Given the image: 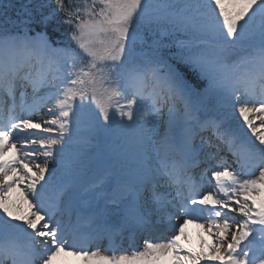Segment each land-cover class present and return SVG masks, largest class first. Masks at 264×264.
I'll return each mask as SVG.
<instances>
[{
    "label": "snow or ice",
    "instance_id": "6c2138e0",
    "mask_svg": "<svg viewBox=\"0 0 264 264\" xmlns=\"http://www.w3.org/2000/svg\"><path fill=\"white\" fill-rule=\"evenodd\" d=\"M13 7L0 0V264H264V0ZM56 17L70 46L49 37ZM92 138L123 150L94 206L77 195ZM125 231L143 248L118 246Z\"/></svg>",
    "mask_w": 264,
    "mask_h": 264
},
{
    "label": "rangeland",
    "instance_id": "374dc122",
    "mask_svg": "<svg viewBox=\"0 0 264 264\" xmlns=\"http://www.w3.org/2000/svg\"><path fill=\"white\" fill-rule=\"evenodd\" d=\"M235 115L237 116V114H235ZM258 123H259V121H257V124ZM230 128L235 129L237 132H239V134H240V136L242 138L250 137L252 140L255 139L254 137H251V133L246 128L243 127L242 121L239 122V126L230 127ZM90 140H88L83 145L82 153L83 152L84 153L81 154V155H82L83 160H84V167H83V170H82V174L79 177V184H78L79 191L77 192V195L82 193V192H84L86 190V187H88V186H85L86 183H90L95 176H97V175H99L101 173L100 172L101 164H103V165L104 164L105 165L106 164H112L109 168H110L111 172L115 173L114 168L116 167V158H117V156L121 155L119 153L118 149L115 147V144L112 143L113 140H101L100 141L101 151H100V154H99V164H98L97 167H95V166L91 165L90 157L88 156V151H87L88 148H89L88 146L91 143ZM50 166L55 167L54 165H50ZM255 175H258V171L255 173ZM82 177L83 178L88 177V179L83 181L84 184L82 183L81 186H80ZM83 186H84V188L82 189ZM197 245L199 246V244H197ZM198 246L195 245L193 249L194 250L198 249L199 248ZM59 260H60L61 263H63L61 258H59ZM77 263H78L77 260L73 261V264H77ZM66 264H68V263H66Z\"/></svg>",
    "mask_w": 264,
    "mask_h": 264
},
{
    "label": "bare ground",
    "instance_id": "6f19581e",
    "mask_svg": "<svg viewBox=\"0 0 264 264\" xmlns=\"http://www.w3.org/2000/svg\"><path fill=\"white\" fill-rule=\"evenodd\" d=\"M232 120H235V121H233L232 122V124L233 125H235V126H237L238 125V123H237V120H236V118H233ZM259 124V123H258ZM214 138V137H213ZM215 139V138H214ZM214 183V182H213ZM101 190V189H100ZM107 191V188H104L103 190H101V194L104 196L105 195V192ZM93 198H95L96 197V193H94V194H92V193H89ZM96 202H99L100 203V199L98 198V197H96ZM187 232V234H188V236H189V238L190 239H194V241H197L198 243H200V237H202V236H200V234L202 235L203 234V240L206 242L205 243V250H207V247L213 242L212 241V239L209 237V236H207L204 232H203V230L202 229H200V228H197V227H195V226H193L191 229H189V230H187L186 231ZM198 236H200V237H198ZM61 259H62V261H63V263H61V264H66V263H68V264H73V261L74 260H77V262L79 263V264H83V261L82 260H80L79 258H77V257H72V256H63V257H61Z\"/></svg>",
    "mask_w": 264,
    "mask_h": 264
},
{
    "label": "trees",
    "instance_id": "16d2710c",
    "mask_svg": "<svg viewBox=\"0 0 264 264\" xmlns=\"http://www.w3.org/2000/svg\"><path fill=\"white\" fill-rule=\"evenodd\" d=\"M6 2H11L14 5V7L9 11V15H12L13 17H15V14H16L17 9H19L20 6L23 3H26L27 0H6ZM47 11H49V9H44L45 14L47 13ZM56 21H58V24L54 25L52 22H56ZM59 21H61V17H56L52 21H50L49 24L51 26H54L55 28H59ZM59 29L61 30V29H63V27H60ZM47 30L51 33L52 37L54 38V40L56 42L60 43L62 41V39H61L62 34L60 35L57 31L56 32H53L49 28V26H48Z\"/></svg>",
    "mask_w": 264,
    "mask_h": 264
}]
</instances>
